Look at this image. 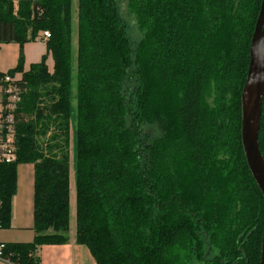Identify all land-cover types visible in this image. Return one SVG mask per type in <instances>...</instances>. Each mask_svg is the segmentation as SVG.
Returning <instances> with one entry per match:
<instances>
[{"label":"trees","instance_id":"obj_1","mask_svg":"<svg viewBox=\"0 0 264 264\" xmlns=\"http://www.w3.org/2000/svg\"><path fill=\"white\" fill-rule=\"evenodd\" d=\"M78 0L73 105V0H0V45L49 32L46 59L22 73L17 159L0 163V229H9L18 167L35 169L32 243H7L10 264L70 233L96 264H260L264 198L241 141V96L262 0ZM1 78V74H0ZM259 145L264 157V98ZM72 149V150H71Z\"/></svg>","mask_w":264,"mask_h":264},{"label":"crops","instance_id":"obj_2","mask_svg":"<svg viewBox=\"0 0 264 264\" xmlns=\"http://www.w3.org/2000/svg\"><path fill=\"white\" fill-rule=\"evenodd\" d=\"M24 59L25 71L32 65L46 59L52 73L54 60L48 51L47 39L43 33L40 37L21 47L17 43L0 45V74L14 70L20 60ZM17 176V191L12 201V220L9 229H0V244L32 243L34 234V184L35 169L31 164L24 165ZM69 242L64 245H44L38 251L41 264H96L87 247L76 242V234L69 233ZM0 264H10L0 259Z\"/></svg>","mask_w":264,"mask_h":264},{"label":"water","instance_id":"obj_3","mask_svg":"<svg viewBox=\"0 0 264 264\" xmlns=\"http://www.w3.org/2000/svg\"><path fill=\"white\" fill-rule=\"evenodd\" d=\"M249 57L241 96V141L247 166L264 198V157L259 145L264 98V0L252 36ZM260 264H264V231Z\"/></svg>","mask_w":264,"mask_h":264},{"label":"built area","instance_id":"obj_4","mask_svg":"<svg viewBox=\"0 0 264 264\" xmlns=\"http://www.w3.org/2000/svg\"><path fill=\"white\" fill-rule=\"evenodd\" d=\"M45 39L50 38L44 32ZM23 74L9 72L0 78V163L12 164L17 159V120L16 112L24 93L21 83ZM5 244H0V259H3ZM4 260V259H3Z\"/></svg>","mask_w":264,"mask_h":264},{"label":"rangeland","instance_id":"obj_5","mask_svg":"<svg viewBox=\"0 0 264 264\" xmlns=\"http://www.w3.org/2000/svg\"><path fill=\"white\" fill-rule=\"evenodd\" d=\"M77 2L78 0H73V28H72V69H73V105L75 106V97H76V57H77ZM118 9L121 16L126 20L127 24V35L133 45L137 44L141 38L142 34L139 31L134 17L129 12L127 6V0H118ZM72 150V149H71ZM73 157L74 152L71 151V168H70V232L71 235L76 234L77 223H76V187H75V177H74V167H73ZM24 165L18 167V173L22 172Z\"/></svg>","mask_w":264,"mask_h":264}]
</instances>
